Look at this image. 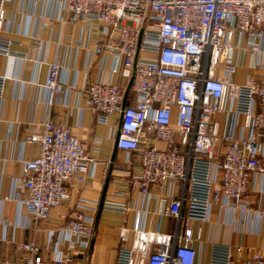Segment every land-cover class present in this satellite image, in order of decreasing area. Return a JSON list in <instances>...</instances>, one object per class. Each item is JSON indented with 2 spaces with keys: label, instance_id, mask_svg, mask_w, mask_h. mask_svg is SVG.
Returning a JSON list of instances; mask_svg holds the SVG:
<instances>
[{
  "label": "built area",
  "instance_id": "1",
  "mask_svg": "<svg viewBox=\"0 0 264 264\" xmlns=\"http://www.w3.org/2000/svg\"><path fill=\"white\" fill-rule=\"evenodd\" d=\"M7 1L0 0V32ZM62 2L68 21L95 38L88 66L100 56L104 72L102 79L85 85L86 105L98 124L118 117L115 146L125 156L115 177L118 186L104 195L101 208L132 209L135 217L132 227L119 229L115 264H264L263 249L246 254L241 243L203 240L214 207L234 208L244 216L252 201L251 179L264 178V78L237 83L236 65L226 61L234 31L246 35L249 51H259L264 0ZM31 41L32 50L41 52L42 42L34 36ZM19 44L0 35V54L30 58L29 51L15 48ZM60 67L58 60L47 67L48 105L60 92ZM114 76L127 84L132 79L125 100L126 86L113 82ZM6 80L0 75V99ZM225 111L228 125L219 134L215 116ZM218 138L223 142L219 157L214 151ZM25 142L37 144L38 154L23 162L25 196L18 204L34 219L45 220L69 199L67 184L85 181L90 158L65 123L49 118L32 123ZM151 200L160 219L173 221L171 231L146 229ZM258 216L264 220V210ZM93 221L80 203L58 229L64 252L46 258L30 240L20 243L24 260L7 264H79L72 254L88 247Z\"/></svg>",
  "mask_w": 264,
  "mask_h": 264
},
{
  "label": "crops",
  "instance_id": "2",
  "mask_svg": "<svg viewBox=\"0 0 264 264\" xmlns=\"http://www.w3.org/2000/svg\"><path fill=\"white\" fill-rule=\"evenodd\" d=\"M0 35L20 42L15 48L30 53V58L25 60L0 54V75L7 77L0 99V264L22 262L26 253L20 243L30 240L35 241L39 253L46 258L54 256L56 250L64 252L66 244L60 240L58 229L72 218L80 203L85 207V214L92 215L94 221L88 247L77 248L72 254L73 260L79 264H115L119 229L132 227L135 212L99 208L104 187L106 195L118 186L115 177L120 174L117 169L125 153L115 146L118 117L110 116L106 124H98L95 113L86 105L85 85L104 76L99 67L100 56L94 57L88 66L95 38L84 36L79 24L68 21L62 0L7 1ZM32 36L42 42L41 52L32 50ZM232 43L233 49L226 61L236 65L234 81L242 83L248 78L256 81L264 78V38L257 41L259 51L255 52L247 49L246 35L242 32L234 31ZM56 60L61 66L60 92L48 105L44 81L48 64ZM109 64L108 58L104 65ZM112 81L127 86L120 77L114 76ZM230 105L227 100L225 110H229ZM228 117L227 111L215 116L219 134L226 130ZM44 118L65 123L85 144L90 162L82 184H67L69 199L53 208L48 219L36 220L19 206L18 198L25 196L23 162L38 154L37 144L25 142L28 128ZM214 151L218 157L223 151L221 138L216 140ZM151 190L158 191L154 186ZM249 192L252 201L244 216L234 208L214 207L203 226L204 241L241 243L246 254L255 249L264 250V220L258 216V211L264 210L262 176L255 175L251 179ZM135 199L136 194H133L132 200ZM145 226L148 230L159 228L169 232L173 221L160 219L155 214V201L151 200ZM51 232L53 236L49 237ZM198 248L203 246L199 244Z\"/></svg>",
  "mask_w": 264,
  "mask_h": 264
},
{
  "label": "water",
  "instance_id": "3",
  "mask_svg": "<svg viewBox=\"0 0 264 264\" xmlns=\"http://www.w3.org/2000/svg\"><path fill=\"white\" fill-rule=\"evenodd\" d=\"M131 81H132V79L128 82V84H127V86H126L125 93H124V100H125V98H126V96H127V93H128V91H129V89H130ZM113 160H114V156L112 157V161H113ZM107 179H108V178H107ZM105 190H106V188L104 187V191H103L102 196H101V199H100L99 208H101L102 201H103V199H104Z\"/></svg>",
  "mask_w": 264,
  "mask_h": 264
}]
</instances>
